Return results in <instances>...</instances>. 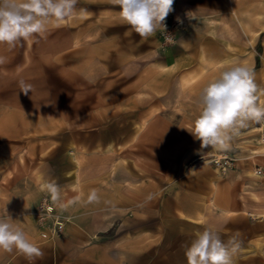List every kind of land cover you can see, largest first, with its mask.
Masks as SVG:
<instances>
[{
    "label": "rangeland",
    "instance_id": "374dc122",
    "mask_svg": "<svg viewBox=\"0 0 264 264\" xmlns=\"http://www.w3.org/2000/svg\"><path fill=\"white\" fill-rule=\"evenodd\" d=\"M76 8L43 36L0 44V217L6 207L41 249L32 264H187L209 224L225 241L241 234L233 264H264L261 123L226 150L189 131L198 93L233 62L264 101V0H174L166 32L148 38L112 0ZM0 264L29 261L0 251Z\"/></svg>",
    "mask_w": 264,
    "mask_h": 264
},
{
    "label": "clouds",
    "instance_id": "9594fccd",
    "mask_svg": "<svg viewBox=\"0 0 264 264\" xmlns=\"http://www.w3.org/2000/svg\"><path fill=\"white\" fill-rule=\"evenodd\" d=\"M77 3L78 0H0V44L14 49L36 35L43 36L50 23L73 16ZM112 3L119 7L121 20L142 38L153 36L159 30L166 32L164 21L174 10V0H112ZM187 16L190 20L197 18L194 12ZM168 38L172 36L168 34ZM6 59L0 56V64ZM19 87L25 95L33 91V86L23 80ZM259 99L252 70L233 62L198 93L199 114L189 131L200 141L201 148L226 150L229 141L242 129L252 123H264V106L258 103ZM45 187L51 200L59 203L60 189L56 182L50 181ZM152 198L151 195L147 197L148 200ZM88 199L90 202L99 199L95 190ZM59 207L63 209L65 205L59 203ZM14 221L5 207V215L0 217V251L18 252L32 264L43 252ZM240 235L236 232L225 241L216 224L196 231L185 245L187 264H233V257L242 245Z\"/></svg>",
    "mask_w": 264,
    "mask_h": 264
},
{
    "label": "built area",
    "instance_id": "2783aa9c",
    "mask_svg": "<svg viewBox=\"0 0 264 264\" xmlns=\"http://www.w3.org/2000/svg\"><path fill=\"white\" fill-rule=\"evenodd\" d=\"M261 131H262V133H261V139L264 140V130L261 129ZM63 226H64L63 221L58 220V221L56 222V229H58V228H63Z\"/></svg>",
    "mask_w": 264,
    "mask_h": 264
},
{
    "label": "crops",
    "instance_id": "0c3cea01",
    "mask_svg": "<svg viewBox=\"0 0 264 264\" xmlns=\"http://www.w3.org/2000/svg\"><path fill=\"white\" fill-rule=\"evenodd\" d=\"M259 104L262 105V106H264L263 97H261V98L259 99ZM261 125H262V123H261ZM259 128H261V126H260ZM88 251H89V250H88ZM92 251H93V250H91V252H92Z\"/></svg>",
    "mask_w": 264,
    "mask_h": 264
},
{
    "label": "bare ground",
    "instance_id": "6f19581e",
    "mask_svg": "<svg viewBox=\"0 0 264 264\" xmlns=\"http://www.w3.org/2000/svg\"><path fill=\"white\" fill-rule=\"evenodd\" d=\"M260 129L264 130V123H262V125H261V128H260Z\"/></svg>",
    "mask_w": 264,
    "mask_h": 264
}]
</instances>
